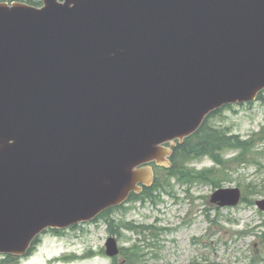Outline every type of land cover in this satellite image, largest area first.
Returning <instances> with one entry per match:
<instances>
[{
    "label": "water",
    "instance_id": "1",
    "mask_svg": "<svg viewBox=\"0 0 264 264\" xmlns=\"http://www.w3.org/2000/svg\"><path fill=\"white\" fill-rule=\"evenodd\" d=\"M42 2H0V254L122 204L209 113L264 90V0Z\"/></svg>",
    "mask_w": 264,
    "mask_h": 264
},
{
    "label": "rangeland",
    "instance_id": "2",
    "mask_svg": "<svg viewBox=\"0 0 264 264\" xmlns=\"http://www.w3.org/2000/svg\"><path fill=\"white\" fill-rule=\"evenodd\" d=\"M207 121L247 142V151L223 150V164L202 156L179 162L177 171L155 168L160 187L93 222L45 231L37 257L26 264H264V211L255 204L264 198V92ZM209 169L210 177L195 176ZM219 187H239L241 201L212 204ZM108 236L120 248L115 257L105 254Z\"/></svg>",
    "mask_w": 264,
    "mask_h": 264
},
{
    "label": "trees",
    "instance_id": "3",
    "mask_svg": "<svg viewBox=\"0 0 264 264\" xmlns=\"http://www.w3.org/2000/svg\"><path fill=\"white\" fill-rule=\"evenodd\" d=\"M21 1H25L34 5L40 4V1L38 3H34L31 0ZM225 107H229V105H226ZM220 109L213 111L209 116L213 115L217 111H220ZM209 116L206 117L196 132L185 138L182 143H179L173 147V152L170 157L172 165L170 168L162 169L169 172L177 171L179 162L182 164L185 161L202 156H209L216 164H223L225 161L220 157V153L223 150L230 148H240L245 152L247 151V142L239 140L234 134L227 135L224 131H220L215 127H211L207 121ZM212 170L213 169L199 171L195 176L199 178L210 177ZM212 182L217 184L215 180H212ZM156 187H160V185H157V181L154 180L153 188ZM145 194L149 195V189H145L141 194H133L132 199H139ZM109 211V209L104 210L99 214V217L105 216V214ZM111 225L109 228H111Z\"/></svg>",
    "mask_w": 264,
    "mask_h": 264
},
{
    "label": "flooded vegetation",
    "instance_id": "4",
    "mask_svg": "<svg viewBox=\"0 0 264 264\" xmlns=\"http://www.w3.org/2000/svg\"><path fill=\"white\" fill-rule=\"evenodd\" d=\"M144 190V189H143ZM132 198V194L129 196V200ZM45 235V230H43L39 235H37L30 243L27 251L22 255L15 254H0V264H26L32 259L36 258V253L42 243V237ZM45 264V262H44Z\"/></svg>",
    "mask_w": 264,
    "mask_h": 264
}]
</instances>
